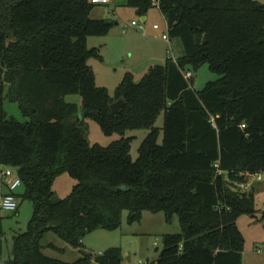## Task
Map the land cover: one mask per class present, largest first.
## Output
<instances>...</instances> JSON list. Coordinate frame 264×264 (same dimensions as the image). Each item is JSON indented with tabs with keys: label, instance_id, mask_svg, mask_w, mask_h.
<instances>
[{
	"label": "trees",
	"instance_id": "trees-1",
	"mask_svg": "<svg viewBox=\"0 0 264 264\" xmlns=\"http://www.w3.org/2000/svg\"><path fill=\"white\" fill-rule=\"evenodd\" d=\"M153 1L125 5L140 17L157 7L182 54L149 67L138 82L125 73L110 97L87 65L90 58L102 61L87 37L105 36L113 26L89 17L94 5L0 0V165L16 173L23 192L14 196L32 207L5 264H121L119 247L67 263L46 256L43 249H63L42 240L53 233L80 249L87 234L116 230L123 211L129 225L144 211L161 212L167 224L177 217L179 232L163 235L156 259L145 264H242L236 218L255 213L254 196L232 185L264 173V5ZM202 64L219 78L194 91L182 71ZM69 95L79 96V113L64 100ZM118 99L123 104L114 114L110 105ZM5 102L24 120L8 115ZM85 119L120 138L105 147L89 144ZM136 129L148 133L132 160V138L123 135ZM63 174L74 185L55 198L52 187ZM3 238L0 223V256Z\"/></svg>",
	"mask_w": 264,
	"mask_h": 264
},
{
	"label": "rangeland",
	"instance_id": "rangeland-1",
	"mask_svg": "<svg viewBox=\"0 0 264 264\" xmlns=\"http://www.w3.org/2000/svg\"><path fill=\"white\" fill-rule=\"evenodd\" d=\"M253 1L264 5V0ZM125 2L126 0H111L108 4L95 5L89 14L91 19H107L113 22L112 28L105 36H91L86 39V46L96 48L102 58V61L94 58L87 60V65L95 77V85L106 88L110 97H113L114 89L125 73L129 72L133 82H138L149 66L162 64L161 53L169 58L182 54L181 45L177 39L168 38V42L161 39V35L166 34L167 29L165 19L157 7L150 8L147 12V19L142 22L141 17L135 13L133 8L126 6ZM132 21L136 25H140L142 30H139L137 26H132ZM153 25H157L158 28L153 29ZM149 47L156 48L159 52L158 57H151L150 63L146 60L149 55L146 49ZM188 70L191 72L189 84L194 91L202 90L208 82L216 81L219 78V75L210 71L206 64L195 69L189 67ZM64 100L75 104L78 113L81 111L78 95L66 96ZM4 109L17 121L24 120L14 104L5 102ZM154 127L161 129L162 112L157 116ZM81 130L89 144H97L102 147L120 138L118 134L103 135L98 125L89 119L83 121ZM147 133L146 129L125 131L123 137L132 138L129 150L132 160L137 158L138 147ZM161 138L160 131L157 139L158 144L161 143ZM6 169V166H0L1 171ZM260 176L261 180L259 181H256L254 176H248L245 183L232 185L236 191H245L249 184L250 187L253 184L258 188L255 191V213L252 215L240 214L236 218V227L243 237L242 259L244 264H264V219L261 218V212L264 210V179L263 174ZM7 180L8 178L3 179L4 182ZM72 185H74V180L67 175L59 176L52 187L54 197H65L70 192ZM22 192L21 185L16 188L14 194L20 195ZM17 203L18 208L15 212L0 210V223L4 231L0 264H5L10 258L12 236L25 230L31 216L32 207L29 201L18 197ZM126 216L127 212L123 211L121 224L116 230L97 229L87 234L82 239V248L80 249L72 248L53 233H47L42 243H52L56 247L62 248L63 252L47 249L45 253L48 257L69 263L82 253L94 255L110 247H119L122 256L121 264H145L156 259L163 246V235L179 232L176 216H173L171 223L167 224L161 212L153 214L144 211L141 220L130 225L126 223ZM253 254H258V257H253Z\"/></svg>",
	"mask_w": 264,
	"mask_h": 264
},
{
	"label": "built area",
	"instance_id": "built-area-1",
	"mask_svg": "<svg viewBox=\"0 0 264 264\" xmlns=\"http://www.w3.org/2000/svg\"><path fill=\"white\" fill-rule=\"evenodd\" d=\"M111 0H88V2L91 5H100V4H108L110 3ZM154 5H157V0L153 1ZM132 26H137V28L139 30H142V27L139 25H136L135 22H131ZM153 29H157L158 26L157 25H153L152 26ZM124 31V30H123ZM161 39L168 41V37H167V32L166 34H162L161 35ZM182 75L184 77V79L189 80L191 78V72L190 71H182ZM243 127V125H241V128ZM251 176L255 177L256 181L261 180V176L260 174H253ZM0 178H8V182H7V193L5 194H0V210L2 211H6V212H15L18 208V203H17V199L14 196V191L16 190V188L18 186H20V181L18 179V177L16 176V173L12 170V169H6L4 171H0ZM263 179H264V173H263Z\"/></svg>",
	"mask_w": 264,
	"mask_h": 264
},
{
	"label": "crops",
	"instance_id": "crops-1",
	"mask_svg": "<svg viewBox=\"0 0 264 264\" xmlns=\"http://www.w3.org/2000/svg\"><path fill=\"white\" fill-rule=\"evenodd\" d=\"M144 17V21L147 19V13H146V15L145 16H143ZM141 19V18H140ZM165 41V40H164ZM166 42H168V41H166ZM146 51H148L149 52V55H147V57L148 58H146V60L150 63L151 61V57H154V56H159V52L157 51V49L156 48H152V47H149L148 49H146ZM151 55V56H150ZM161 60H162V64H163V62H164V60L167 58V56H165V55H163V53H161ZM174 58H176V57H174ZM148 63V64H149ZM161 64V65H162ZM150 67V66H149ZM152 67V66H151ZM1 166V165H0ZM7 169H11V168H8L7 167ZM1 171V170H0ZM0 180H1V182H0V194H5V193H7V182H8V180H7V182H4L3 181V178H0ZM249 187L248 188H246L245 189V191H248L249 189L251 190H253V196H254V201H255V194H256V192L255 191H257L258 190V188L256 187V186H254L253 184L251 185V187H250V184L248 185ZM19 187V186H18ZM46 250L47 249H43L42 250V252L46 255ZM46 256H48V255H46ZM253 257H258V254H253ZM242 264H244V262H243V259H242Z\"/></svg>",
	"mask_w": 264,
	"mask_h": 264
},
{
	"label": "water",
	"instance_id": "water-1",
	"mask_svg": "<svg viewBox=\"0 0 264 264\" xmlns=\"http://www.w3.org/2000/svg\"><path fill=\"white\" fill-rule=\"evenodd\" d=\"M141 21L144 22V17H141ZM123 104V101L121 99H118L117 101L113 102L110 105V110L112 113L117 114L119 107Z\"/></svg>",
	"mask_w": 264,
	"mask_h": 264
}]
</instances>
